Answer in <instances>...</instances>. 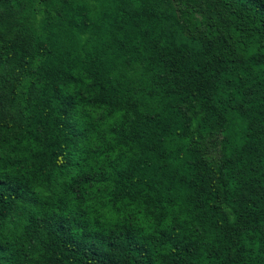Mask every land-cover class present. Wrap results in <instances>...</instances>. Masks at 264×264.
Returning a JSON list of instances; mask_svg holds the SVG:
<instances>
[{
    "label": "trees",
    "instance_id": "1",
    "mask_svg": "<svg viewBox=\"0 0 264 264\" xmlns=\"http://www.w3.org/2000/svg\"><path fill=\"white\" fill-rule=\"evenodd\" d=\"M0 264H264V0H0Z\"/></svg>",
    "mask_w": 264,
    "mask_h": 264
}]
</instances>
